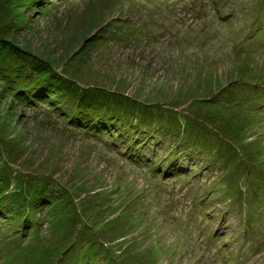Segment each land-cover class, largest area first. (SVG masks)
I'll return each mask as SVG.
<instances>
[{
  "label": "rangeland",
  "instance_id": "1",
  "mask_svg": "<svg viewBox=\"0 0 264 264\" xmlns=\"http://www.w3.org/2000/svg\"><path fill=\"white\" fill-rule=\"evenodd\" d=\"M263 36L264 0H0V264H264ZM170 145L198 175L121 154Z\"/></svg>",
  "mask_w": 264,
  "mask_h": 264
},
{
  "label": "trees",
  "instance_id": "2",
  "mask_svg": "<svg viewBox=\"0 0 264 264\" xmlns=\"http://www.w3.org/2000/svg\"><path fill=\"white\" fill-rule=\"evenodd\" d=\"M220 10V6L219 5H215L214 6V12L216 13V15H217V13H218V15H220L219 14V11ZM264 37V36H263ZM86 111V110H85ZM84 111V114L86 115V113H90V112H85ZM100 111H102V110H99L98 109V111H97V119H100V120H102L101 122H100V124H95L96 126H98L99 127V129H100V131L102 132V134H104L105 136H110V137H112V139H114L113 137L115 136V139H116V134L115 133H113V131H111V127H112V124H114V119L112 118V117H108V116H103V118H102V115H104V112L102 111V113L100 112ZM99 114H101V115H99ZM78 115V114H77ZM80 117V116H79ZM104 120V121H103ZM106 120H108V121H106ZM116 121H119V119L118 120H116ZM122 121V120H121ZM102 123H106L107 124V128H105V127H102ZM119 125V124H118ZM127 127L126 129H128V130H130L132 127H131V125L128 123V122H125V123H122L121 124V126L119 125L118 126V130H120V128L121 127ZM137 127V126H136ZM138 128V127H137ZM122 129V128H121ZM117 130V132L119 133V135H121V136H125V134L126 135H128L127 133H124V132H121V131H118ZM141 132H143L145 135L144 136H147L148 137V132L149 131H141ZM115 134V135H114ZM139 136H142V135H139V134H137L136 135V137H134V138H137V137H139ZM106 144V143H105ZM111 146H113V145H111ZM138 146V145H137ZM190 153V151L189 150H187V149H185V150H183V149H181L180 147H178V146H174V145H170V146H168L167 147V153L165 154V156H164V159H163V161H157V160H146V159H143V158H139V157H137V156H132V154L131 153H126V152H123V153H121V154H123L126 158L125 159H127L128 158V160L127 161H130V160H132V162H134L135 164H137V165H142V163H143V161L145 162V163H150L151 165H153L154 166V172H156V173H159V174H163V176H166V175H164V172H166L167 174H168V176L169 177H175V176H172V175H183V174H187V175H190V173H191V175L193 176V177H195L196 175H198V173H196L197 171H198V168H197V166H195L194 168H192L191 169V171H190V169H188V171L186 170L187 168H186V165H184V161L182 162V160H181V158L179 157V155H186V154H189ZM178 158V159H177ZM194 159H196V158H194ZM174 160H181V163H177V164H175V165H177V166H175V168H177L178 170H173V169H171V168H168V167H166V165H168V166H170V163L172 162V161H174ZM176 163V162H175ZM145 166V165H144ZM147 168V167H146ZM167 170V171H166ZM186 170V171H185ZM190 171V172H189ZM188 179V178H187ZM204 188L206 189V190H209L210 191V189H208L209 188V186H204ZM70 194H72L73 196H72V199H75L76 197H77V195H78V193L75 195L74 193H70ZM80 198V197H79ZM194 198L196 199V195L194 196ZM77 199V198H76ZM260 208V207H259ZM259 208H257L258 210H259ZM254 213H259V211L258 212H254ZM253 213V214H254ZM74 243V242H73ZM72 243V244H73ZM223 245V244H222ZM218 259H222L221 258V255L220 254H218Z\"/></svg>",
  "mask_w": 264,
  "mask_h": 264
},
{
  "label": "clouds",
  "instance_id": "3",
  "mask_svg": "<svg viewBox=\"0 0 264 264\" xmlns=\"http://www.w3.org/2000/svg\"><path fill=\"white\" fill-rule=\"evenodd\" d=\"M254 253V252H253Z\"/></svg>",
  "mask_w": 264,
  "mask_h": 264
}]
</instances>
